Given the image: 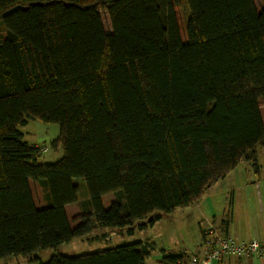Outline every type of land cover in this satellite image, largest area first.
Here are the masks:
<instances>
[{
	"label": "trees",
	"instance_id": "obj_1",
	"mask_svg": "<svg viewBox=\"0 0 264 264\" xmlns=\"http://www.w3.org/2000/svg\"><path fill=\"white\" fill-rule=\"evenodd\" d=\"M179 2L0 0V258L97 229L132 234L136 220L193 205L242 159L257 165L264 0H184L186 41ZM28 118L58 125L60 159L39 161L41 146L19 130ZM154 247L146 239L37 264H145Z\"/></svg>",
	"mask_w": 264,
	"mask_h": 264
},
{
	"label": "rangeland",
	"instance_id": "obj_2",
	"mask_svg": "<svg viewBox=\"0 0 264 264\" xmlns=\"http://www.w3.org/2000/svg\"><path fill=\"white\" fill-rule=\"evenodd\" d=\"M175 12L179 24L180 35L183 41H186L185 24L187 20V9L184 0H180L179 4L175 6ZM101 16L106 31L110 30L108 17L104 10H101ZM5 36V30L0 25V40ZM25 136L23 140L32 144H38L40 146H47L48 150L41 154L39 161L42 162H55L63 156V150L61 145L57 148L52 145V140L58 136L59 127L55 123H44L38 119L28 118L25 125L20 126ZM44 136V141H39L38 138ZM36 142V143H33ZM257 161L264 164V145H258L256 149ZM248 161L242 159L240 163H247ZM82 208L87 212V207H84L85 199L87 198V190L84 182L79 186L78 193ZM102 204L104 207H108L110 201L113 200L112 193H106L101 196ZM199 201V200H197ZM193 205L178 207L170 213L163 214L164 216L153 222V224H146L140 227V223H146V219L136 220L134 223V231L132 234H128L127 229H124L121 234L107 233L102 231L106 229H97L80 236H75L70 242L63 243L57 248H47L35 250L30 255H9L0 258V264H37L39 260L41 262L47 261L52 255L60 253L65 255H76L82 252H91L98 248H105L115 244L130 243L149 238L154 241L155 247L152 249L149 257L146 258L148 264H158L159 254L161 250H168L173 248V252H177L180 247L187 246L191 248V243L198 240V219L197 216V203ZM94 239H99L96 241Z\"/></svg>",
	"mask_w": 264,
	"mask_h": 264
},
{
	"label": "crops",
	"instance_id": "obj_3",
	"mask_svg": "<svg viewBox=\"0 0 264 264\" xmlns=\"http://www.w3.org/2000/svg\"><path fill=\"white\" fill-rule=\"evenodd\" d=\"M21 133L23 134L22 131ZM23 137L25 138L24 134ZM38 140L44 141L45 138L42 135ZM59 146L55 145V148ZM256 162V166L251 161L239 162L223 179L218 180L205 191L204 195L197 201L199 203H197L196 208L197 220L201 219L198 222V240L191 243V248L180 247L177 252H173V248L161 250L158 256V264H161L160 260L163 255H183L187 261L190 256L198 254L202 231L209 223L224 226V222H227V216L229 219L225 228L235 239L244 241L256 239L264 244V164ZM109 232V230H104L100 233L104 235ZM122 232H110V234L116 233L113 236L117 237V234ZM146 239L152 241L150 237ZM94 240L100 241L99 239ZM152 242L154 243V241ZM145 264H148L146 260ZM212 264H264V259L257 256H228L221 260H215Z\"/></svg>",
	"mask_w": 264,
	"mask_h": 264
},
{
	"label": "built area",
	"instance_id": "obj_4",
	"mask_svg": "<svg viewBox=\"0 0 264 264\" xmlns=\"http://www.w3.org/2000/svg\"><path fill=\"white\" fill-rule=\"evenodd\" d=\"M47 150V146L40 147L41 154ZM228 256H257L264 259V244L256 239L237 240L228 231L209 223L201 238L200 252L190 256L186 264H212Z\"/></svg>",
	"mask_w": 264,
	"mask_h": 264
}]
</instances>
